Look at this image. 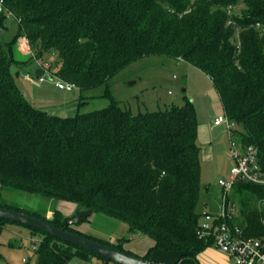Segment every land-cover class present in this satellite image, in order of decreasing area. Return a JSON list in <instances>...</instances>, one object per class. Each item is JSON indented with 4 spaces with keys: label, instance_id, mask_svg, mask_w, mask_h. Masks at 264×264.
<instances>
[{
    "label": "trees",
    "instance_id": "1",
    "mask_svg": "<svg viewBox=\"0 0 264 264\" xmlns=\"http://www.w3.org/2000/svg\"><path fill=\"white\" fill-rule=\"evenodd\" d=\"M2 0L0 5V189L76 203L121 220L129 232L147 236L153 251L174 252V264H198L211 245L199 238L200 148L190 101L164 110L133 114L109 96L108 80L131 61L160 54L185 60L208 75L223 112L236 126L242 146L257 149L264 174V0ZM10 14L17 30L7 37ZM228 21H230L228 23ZM257 24L259 27H257ZM260 28V29H259ZM41 51L53 49L61 64L57 78L79 91L110 98L100 109L71 116L49 113L20 92L11 67L19 62L18 37ZM16 74V72H15ZM239 212L229 218L247 236L264 238V184L237 182L226 196ZM1 207L52 219L0 201ZM64 217V216H63ZM39 233L34 264H116L35 227L0 218ZM65 229L87 235L71 225ZM134 254V253H132ZM153 260V259H152ZM7 264V263H6Z\"/></svg>",
    "mask_w": 264,
    "mask_h": 264
},
{
    "label": "rangeland",
    "instance_id": "2",
    "mask_svg": "<svg viewBox=\"0 0 264 264\" xmlns=\"http://www.w3.org/2000/svg\"><path fill=\"white\" fill-rule=\"evenodd\" d=\"M243 1L239 0L237 4L227 7L228 14L240 13L244 7ZM4 24L7 37H12L18 27L17 20L8 14ZM13 52L19 62L11 67L15 82L21 94L34 106L60 116H71L78 110L88 112L109 103L110 98L107 96H96L101 92L100 88L85 93L89 98L78 108L77 88L69 91L56 88L54 81L58 78L52 74L57 75L61 64L55 50L41 51L38 45L30 46L27 39L20 36L13 44ZM37 68L49 73L51 79L39 81L34 73ZM27 73L29 76H26ZM107 88L111 99L133 114L164 110L172 105L181 106L187 101L193 104L198 122L196 143L200 148L197 206L198 209L205 207L213 215L218 214L222 203V188L218 179L228 176L232 160L229 136L224 125L210 131L204 128L212 116L218 113L221 104L210 77L185 60L152 54L141 56L119 69L108 80ZM237 127L242 130V127ZM0 201L37 211L49 219L55 216V211L59 212L61 219L78 208L76 203L70 201L45 199L10 188L0 189ZM232 210L239 212L237 201ZM71 226L110 243L124 239L121 242L125 247L135 244L145 246L147 241H151L147 236L129 232L121 220L99 212H92L85 221ZM40 240L39 233L25 227L0 223V264H34L33 255ZM93 260L95 264H103L100 259Z\"/></svg>",
    "mask_w": 264,
    "mask_h": 264
},
{
    "label": "built area",
    "instance_id": "3",
    "mask_svg": "<svg viewBox=\"0 0 264 264\" xmlns=\"http://www.w3.org/2000/svg\"><path fill=\"white\" fill-rule=\"evenodd\" d=\"M1 4L2 0H0ZM257 27H259L258 24ZM26 76H29V74L27 73ZM37 77L39 81L45 80L44 75ZM54 86L66 91L75 88L73 84L59 78L55 79ZM213 124H223L225 127V131L229 136V154L232 164L228 176L218 179V184L222 188V203L218 214L213 215L205 207L201 208L196 234L199 238L210 239V246L229 256L235 264H264V238L245 235L241 226L236 223L231 224L227 220L217 222L219 218L226 219L234 214L232 207H226L225 200L235 183L244 181L264 184V174L258 162L257 149L252 145L243 147L237 141L234 136L236 124L224 112L215 116ZM262 222L264 223V219Z\"/></svg>",
    "mask_w": 264,
    "mask_h": 264
},
{
    "label": "water",
    "instance_id": "4",
    "mask_svg": "<svg viewBox=\"0 0 264 264\" xmlns=\"http://www.w3.org/2000/svg\"><path fill=\"white\" fill-rule=\"evenodd\" d=\"M34 73L36 76L44 75L45 78L51 79L50 74L44 72L41 68L35 69ZM91 214V209L77 208L74 213L62 218V225L64 227L68 225H78L85 221ZM0 218L35 227L52 236L84 248L93 254L116 264H163L152 259H146L140 255L126 252L112 246L111 244H105L88 236L70 231L64 227L55 225L47 219L40 218L23 211L0 206Z\"/></svg>",
    "mask_w": 264,
    "mask_h": 264
},
{
    "label": "crops",
    "instance_id": "5",
    "mask_svg": "<svg viewBox=\"0 0 264 264\" xmlns=\"http://www.w3.org/2000/svg\"><path fill=\"white\" fill-rule=\"evenodd\" d=\"M219 104H220V101H219ZM221 112H223V109H222V105L220 104L218 113L212 116V119L210 120L209 124L204 125V128L210 131L213 128L220 126V125H214L213 120L215 116H217ZM145 244H146L145 246H140L138 244H135L129 247H125L123 245V247L131 251L132 253L141 256L147 251L148 247L151 244V241L150 242L147 241ZM151 259L157 262L163 263V264H174L177 259V255L174 252H162V251L156 250L151 253ZM197 260H198V264H235L234 261L229 256H227L223 252H220L213 246H206L205 248H203L197 254Z\"/></svg>",
    "mask_w": 264,
    "mask_h": 264
}]
</instances>
